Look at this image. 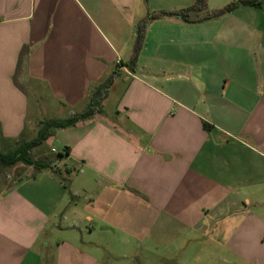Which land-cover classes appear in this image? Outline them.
Masks as SVG:
<instances>
[{"label": "crops", "instance_id": "0c3cea01", "mask_svg": "<svg viewBox=\"0 0 264 264\" xmlns=\"http://www.w3.org/2000/svg\"><path fill=\"white\" fill-rule=\"evenodd\" d=\"M194 1L0 0V149L120 65L32 149L48 167L0 165V264H264V0L153 18L125 65L141 19Z\"/></svg>", "mask_w": 264, "mask_h": 264}, {"label": "trees", "instance_id": "16d2710c", "mask_svg": "<svg viewBox=\"0 0 264 264\" xmlns=\"http://www.w3.org/2000/svg\"><path fill=\"white\" fill-rule=\"evenodd\" d=\"M241 5L260 6L261 2L259 0H236L231 1L223 7L209 10L208 0H195L190 6L178 10H160L149 13L143 19H141L137 25V37L134 46V53L132 58L125 62V65L130 67L131 70H135L139 54L143 47L147 26L153 18L171 15L177 16L187 22H198L230 13ZM202 12L204 13L202 14ZM119 73L120 65L106 78V80L101 85H99V87L92 94L90 102L82 112L75 113L67 118H52L45 120L42 122L38 134L34 138L21 141L15 149L10 151H3L0 149V165L11 166L17 162H24L29 165H34L37 168L48 167V164L45 162L33 158L31 155L32 149L42 144L51 135L54 129L73 126L77 122L86 120L95 113L101 112L103 100L108 95V91Z\"/></svg>", "mask_w": 264, "mask_h": 264}, {"label": "rangeland", "instance_id": "374dc122", "mask_svg": "<svg viewBox=\"0 0 264 264\" xmlns=\"http://www.w3.org/2000/svg\"><path fill=\"white\" fill-rule=\"evenodd\" d=\"M234 1H236V0H234ZM242 6V5H241ZM209 8V10H211L212 8H210V7H208ZM260 11H262L261 13H263V15H264V9L263 10H260ZM204 12H202V14H203ZM250 22V21H249ZM30 97H31V103L33 104L35 101H34V96L32 95V94H30ZM47 106L45 107V105L43 104L42 105V110H41V118H43V120H46L47 118H49V117H58V116H63V113L60 111V110H57V109H55V108H50L49 106H48V104H46ZM45 107V108H44ZM41 124H42V122H41ZM49 138V137H48ZM47 138V139H48ZM29 139V138H28ZM59 139H60V137L58 138V140H56V142H47V143H45L44 144V147H46V148H48V150H50L51 151V149H52V147H58L59 145H58V143H59ZM23 141V140H22ZM24 141H26V140H24ZM20 143V142H19ZM18 143V144H19ZM14 144L15 143H13V142H11V143H9L8 144V146H7V144L6 145H1V149L2 150H4V151H9V150H11V149H13V147H14ZM54 152V151H53ZM40 153L41 152H39V151H36L35 150V152L34 153H32L31 155L33 156V157H38L39 155H40ZM56 153V152H55ZM1 166H0V170H1ZM67 175V174H66Z\"/></svg>", "mask_w": 264, "mask_h": 264}]
</instances>
